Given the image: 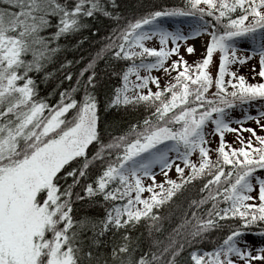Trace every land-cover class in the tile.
Returning <instances> with one entry per match:
<instances>
[{
  "label": "snow or ice",
  "instance_id": "obj_1",
  "mask_svg": "<svg viewBox=\"0 0 264 264\" xmlns=\"http://www.w3.org/2000/svg\"><path fill=\"white\" fill-rule=\"evenodd\" d=\"M117 7L115 0H0V264H264V134L244 127L253 121L264 133V82L230 69L250 59L238 47L246 40L264 78V0H163L126 21ZM98 16L115 24L107 42L75 83L72 72L63 75L69 86L55 105L36 99L38 79L73 63L55 67L61 41ZM178 17L193 23H165ZM205 36L201 58L189 64L180 42L193 54L187 42ZM105 55L119 83L103 110L146 113L107 137L96 71ZM254 105L256 115L248 114ZM237 107L244 114L233 120ZM225 132L236 134L232 143ZM157 164L166 177L159 185ZM173 167L179 181L167 179L164 169ZM197 179L199 198L165 233L160 210Z\"/></svg>",
  "mask_w": 264,
  "mask_h": 264
},
{
  "label": "trees",
  "instance_id": "obj_2",
  "mask_svg": "<svg viewBox=\"0 0 264 264\" xmlns=\"http://www.w3.org/2000/svg\"><path fill=\"white\" fill-rule=\"evenodd\" d=\"M162 2L163 0H115L116 5L118 6L116 8V11L119 12L122 17H124L125 21L127 19L143 15L149 7H151L152 5H159ZM172 3L179 4L180 0H167V5L170 6ZM180 18L181 17H178L175 21L180 22ZM167 19L172 18H165L166 24H168ZM89 24L92 26V28L82 30V33L75 36L74 38L61 41L62 44L66 45V48L59 54V62L55 65V67L59 69L60 63H64L65 60L73 61V63L66 67L65 72H57L53 78H50L47 81L38 79L37 93L35 97L36 99H43L46 103L55 105L60 98L59 93L69 86V81L63 79V75H65L66 72H72V83H75V75L80 71V69L84 68L87 65L88 61L93 56H95L96 52L103 46V44L107 42L104 38L107 37L110 34L111 30L115 27V24L112 20L103 16L90 18ZM93 29H95L94 33ZM78 41H80V43H78ZM238 47L244 50L241 54H252V48L249 41H240ZM108 60V56L105 55L96 62V71L98 74V91L101 100V110L99 112V127L104 130L105 137H107L109 133H111L112 135L121 134L128 128L131 123L142 119L143 116L146 115L142 108L138 110H124L122 107L119 109L113 107L107 110H103V100L113 89V87L119 83L118 78L111 76L110 74L112 63L111 61H109L106 64V61ZM51 70L52 66H49V71ZM255 73L256 74L253 77L248 75L246 81L249 83L263 82L264 78L258 75L259 70H256ZM82 95V92L78 93L77 98L79 99ZM252 107L247 108L248 114L256 115L257 110L252 109ZM234 109L236 110L235 115L231 118L233 120L240 119L244 114L243 110L239 107ZM232 110L230 112H232ZM261 122L264 123V120H262ZM231 127L238 128L239 125L233 123ZM244 127H253L256 129L258 134H264L253 121H245ZM235 135V133L225 132V140L228 143H232ZM242 135L243 137H248L250 134L248 132H243ZM209 139L211 140L212 147H216L218 141L214 140V136L209 137ZM235 146L237 145L233 144V147ZM212 155L214 158L215 153H213ZM190 159L193 160V162H197V158L190 157ZM177 164H180L181 167L184 166L180 160L177 162ZM200 186H202L200 179L193 181L191 184L184 185L182 189L177 191V194L173 197L172 201L166 203L162 207L160 211L161 215L164 216L165 219H163L161 223L164 226L165 233L172 226L179 222L184 209L187 208L188 201L191 198H199ZM143 230L144 226L142 224L141 227L137 229V232L133 233V235H136ZM161 238H163V236H161ZM246 239L255 241L257 243V241L261 238L258 235H248Z\"/></svg>",
  "mask_w": 264,
  "mask_h": 264
},
{
  "label": "rangeland",
  "instance_id": "obj_3",
  "mask_svg": "<svg viewBox=\"0 0 264 264\" xmlns=\"http://www.w3.org/2000/svg\"><path fill=\"white\" fill-rule=\"evenodd\" d=\"M176 19L177 18L167 19V22H168V24H171L173 27L181 28V29H186L189 24L193 23L192 19L189 18V17H181L180 18V22H176L175 21ZM206 39H207L206 36L205 37H192V38H190V40L187 43L194 44L195 47H196V51L193 54L187 53L185 51L184 42H180L181 43L180 54L183 56V58L185 60L188 61L189 64H192L194 61H198L201 58V56H202V54L204 52L203 44H204V41ZM148 45L149 46H157V47L159 46L158 45V41H155V42L149 41ZM242 55L249 56L250 59H248L244 64L239 65V66L231 65L230 69L232 71L236 72L237 75H243L245 77V79L247 78L248 75L253 77L254 76V74L252 73L253 69H255V71H256V70H259V67H260V65H259V56L258 55H253V54H248V53L247 54H242ZM177 58L178 57L173 55L170 59H177ZM214 61L218 62V53H214ZM212 71H213V74H215V69L214 68H213ZM141 74L143 75L144 73L141 72ZM151 74L153 76H160L161 75V73L159 71H157V70H153ZM172 74L175 75V72H173ZM228 78L229 77L226 76V79H228ZM131 79H134V77H132ZM163 83H164V81L162 80L161 81V85H163ZM149 87L152 89V91L156 90L155 85L150 84ZM229 88H231V86H229ZM252 109L257 110V107L253 106ZM235 111L236 110L233 109L232 112H230V117H234ZM214 140L218 141V136H214ZM172 155L174 156L175 154L173 153ZM191 157L192 158H197V154L194 153ZM178 161H179L178 159H175L173 161V163L177 164ZM183 167H185V166H183ZM152 171L155 174V183L157 185H159L160 183H162V182H164L166 180V177L162 173L161 166L159 164L154 165ZM187 171H188V168L185 167V173H187ZM164 172H167V179H172V180H176V181L180 180V176L175 171L174 167L171 168V169H164ZM143 182H144L145 185H147L149 183H152L151 179L148 178V177L143 178ZM165 186L167 187L168 185L165 184ZM154 190L158 191L159 189L156 188ZM142 195L146 197V196L149 195V193L145 192ZM259 242H260V240L257 241V244Z\"/></svg>",
  "mask_w": 264,
  "mask_h": 264
}]
</instances>
